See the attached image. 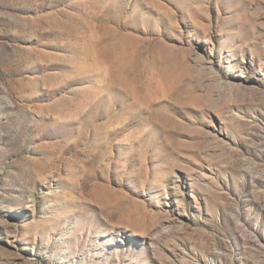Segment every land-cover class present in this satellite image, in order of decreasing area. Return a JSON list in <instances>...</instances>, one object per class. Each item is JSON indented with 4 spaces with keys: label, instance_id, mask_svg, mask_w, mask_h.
I'll use <instances>...</instances> for the list:
<instances>
[{
    "label": "rangeland",
    "instance_id": "1",
    "mask_svg": "<svg viewBox=\"0 0 264 264\" xmlns=\"http://www.w3.org/2000/svg\"><path fill=\"white\" fill-rule=\"evenodd\" d=\"M0 264H264V0H0Z\"/></svg>",
    "mask_w": 264,
    "mask_h": 264
}]
</instances>
